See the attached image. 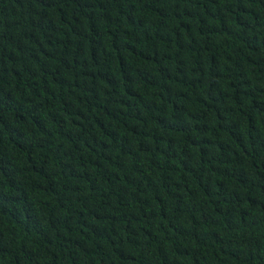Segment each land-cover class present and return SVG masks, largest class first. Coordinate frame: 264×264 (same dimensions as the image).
I'll list each match as a JSON object with an SVG mask.
<instances>
[{"label": "trees", "instance_id": "trees-1", "mask_svg": "<svg viewBox=\"0 0 264 264\" xmlns=\"http://www.w3.org/2000/svg\"><path fill=\"white\" fill-rule=\"evenodd\" d=\"M0 264H264V0H0Z\"/></svg>", "mask_w": 264, "mask_h": 264}]
</instances>
